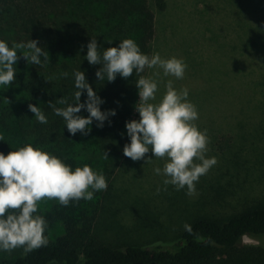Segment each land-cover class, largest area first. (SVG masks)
Masks as SVG:
<instances>
[{"label":"trees","instance_id":"16d2710c","mask_svg":"<svg viewBox=\"0 0 264 264\" xmlns=\"http://www.w3.org/2000/svg\"><path fill=\"white\" fill-rule=\"evenodd\" d=\"M158 3L159 12L165 10L163 1ZM160 25L152 0H0V39L10 44L36 39L49 54V62L39 65L28 64L21 55L15 81L8 88L1 87L0 151L7 154L12 148L31 143L63 158L73 168L89 164L107 180V188L95 192L91 200L70 201L63 206L55 198H43L38 213L47 221V244L31 250L17 247L0 264H264V247L242 242L245 235L264 234V206L247 208L225 219L197 216L172 239L154 238L159 233L147 221L137 230L128 228V237L116 238L102 221L109 208L113 168L125 156V122L130 120L138 97V76L134 73L122 78L117 74L112 81H98L95 73L100 65L85 59L86 45L96 38L98 46L106 48L131 37L143 53L152 55L155 42L162 38ZM79 69L103 99L101 109H115L116 114L103 127H97L94 120L87 135L77 132L72 136L48 102L62 96L71 102L76 91L72 73ZM147 71L145 68L140 75H147ZM5 89L9 90L6 95ZM85 97L86 90L81 102ZM29 103L45 111L46 124L36 120ZM80 114L88 113L81 109ZM144 193L136 195L143 205ZM146 193H152L151 188ZM138 232L150 236L134 240L132 235Z\"/></svg>","mask_w":264,"mask_h":264},{"label":"rangeland","instance_id":"374dc122","mask_svg":"<svg viewBox=\"0 0 264 264\" xmlns=\"http://www.w3.org/2000/svg\"><path fill=\"white\" fill-rule=\"evenodd\" d=\"M152 1L162 26L153 53L183 58L187 67L180 79L163 76L160 69H148L147 75L161 73L157 100L168 79L177 89L188 88L199 114L195 123L210 137L206 155L215 156L216 163L188 193L186 187L164 185L163 175L153 171L163 168L165 158H154L151 151L145 158L154 159L147 162L124 156L113 168L109 208L102 219L110 235L120 239L142 221L152 222L151 229L159 233L154 238L172 239L197 216L225 219L264 206V0H162V12L159 0ZM138 100L130 120L139 119ZM148 188L152 193H146ZM143 192L145 205L136 198ZM149 236L132 235L134 240ZM242 242L264 247V234L245 235ZM16 249L0 251V261Z\"/></svg>","mask_w":264,"mask_h":264},{"label":"clouds","instance_id":"9594fccd","mask_svg":"<svg viewBox=\"0 0 264 264\" xmlns=\"http://www.w3.org/2000/svg\"><path fill=\"white\" fill-rule=\"evenodd\" d=\"M86 47L85 59L89 64L100 65L95 73L98 81H112L117 74L122 78L134 73L138 76L135 85L139 100L135 110L139 119L125 122L129 142L123 146V154L134 161L165 158L162 169H153L157 175H163V184H171L177 190L186 187L188 193L195 191V182L216 163V157L206 155L210 137L206 129L201 130L195 123L199 114L196 105L188 99L189 90L187 87L177 89L174 81L168 79L164 93L157 100V78L161 73L153 71L151 75H140L148 68L160 69L166 77L183 78L187 67L183 58L162 57L158 52L143 53L131 37L106 48L98 46L97 39L91 38ZM21 55L28 64L49 62L48 52L36 39L12 41L11 44L0 39V87L8 88L15 81L16 62ZM62 75L67 77L68 73ZM72 76L76 91L71 102L62 96L48 104L55 115L63 118L70 135L77 132L87 135L94 120L97 127H103L116 110L101 109L103 99L89 84L83 70H73ZM84 90L86 97L81 102ZM57 104L64 106L57 107ZM28 108L38 122H48L45 111L38 104L29 103ZM81 109L88 114H80ZM0 141H3L2 135ZM149 151L154 158H145ZM104 156L108 157L106 152ZM106 188L103 172L86 163L73 168L42 146L25 143L7 154L0 151V251L17 247L31 250L47 244V221L38 213L43 198H55L67 206L70 201L91 200L95 192Z\"/></svg>","mask_w":264,"mask_h":264}]
</instances>
